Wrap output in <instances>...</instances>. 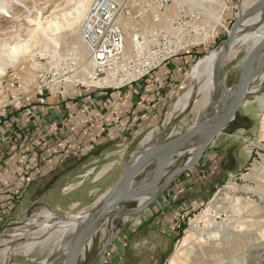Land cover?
I'll use <instances>...</instances> for the list:
<instances>
[{
	"label": "rangeland",
	"instance_id": "1",
	"mask_svg": "<svg viewBox=\"0 0 264 264\" xmlns=\"http://www.w3.org/2000/svg\"><path fill=\"white\" fill-rule=\"evenodd\" d=\"M90 1L0 0V112L4 113V117L10 109L22 110L31 99L41 97L44 101L45 96L52 95L55 98L62 96L64 101L67 95H75L74 92L79 90L81 93L95 91L87 86L90 84L86 77L89 68L78 31ZM117 1L124 7L121 24L127 43L135 29L163 28L173 18L181 27L184 26V30L204 25V43L216 44L195 63L224 40L238 14L237 0ZM222 1L226 3V8L221 11ZM239 5L241 8V3ZM247 51V45H241L234 58L226 59L228 82L240 71L237 68L232 72V66L240 64ZM192 84L191 75L181 81L179 94L173 98L167 115L154 120L153 125H145L132 133L126 145L111 147L104 157L81 168L80 173L85 174L92 165L97 166L94 173L74 178L71 182L73 187L77 182L78 185L83 182V186L75 190L69 187L59 189L61 183L58 182L54 189L56 194L52 193L48 198L43 196L41 202L44 204L29 203L30 197L36 199L47 188L46 182L41 183L31 195L25 193L14 215L0 226V264H40L71 235L73 228L65 220L49 222L45 210L56 217L85 213L113 185L122 163L140 147L145 137L147 139L163 132L161 140L164 141L185 131L198 113L197 106H194L197 98L184 111L176 109L175 104ZM261 107L258 102L247 106L252 117V129L247 132L245 129L228 130L234 135L230 141L234 146L229 150L243 148L244 152L247 148L250 155L247 157L244 154L240 164H234L216 185L207 189L202 203L182 217L184 225L179 238L160 240L169 253L162 264H170V258L172 264H264V115ZM179 157L169 169L177 164ZM110 163L106 174L94 181L99 167ZM77 200L80 203L77 204ZM135 206L136 201L124 204V208ZM111 215L103 219L78 264L91 260L111 231L115 233L121 221L129 219L131 222L135 218L133 215L111 221ZM214 224L226 228L217 235L204 234L200 237L193 236L190 230L191 225L196 226L197 234L207 225ZM25 237L30 238L23 239ZM19 239L23 240L17 242ZM31 242L37 243L26 249ZM178 249H181L180 252H177Z\"/></svg>",
	"mask_w": 264,
	"mask_h": 264
},
{
	"label": "crops",
	"instance_id": "2",
	"mask_svg": "<svg viewBox=\"0 0 264 264\" xmlns=\"http://www.w3.org/2000/svg\"><path fill=\"white\" fill-rule=\"evenodd\" d=\"M193 56L188 51L178 53L143 80L117 91L81 93L79 90L75 95H67L64 101L62 96H45L44 101L41 97L31 99L20 111H7L8 116L0 119V193L3 198L0 206L7 210L6 220L14 215L25 193L31 195L43 182L48 184L47 188L36 199L30 197L29 204H44L43 196L56 194L54 189L58 182L61 183L59 189L75 190L83 186V182L81 185L77 182L73 187L71 182L94 173L97 166L92 165L85 174L80 173L81 168L104 157L111 147L126 145L132 133L167 115L173 98L179 94L181 81L191 75L196 64V61L189 63ZM241 63L232 66V72L240 70ZM225 64V83L231 87L238 75L228 82ZM263 85L264 72L255 79L250 91L258 92ZM259 98H264V91ZM253 102L259 103V100L253 98L242 104L233 122L235 125L219 133L199 164L179 176L164 196L135 215L134 221H121L96 264H162L166 260L168 249L160 240L173 237L174 222L198 206L207 189L216 185L234 164H240L244 154L250 155L247 148L244 152L243 148L229 150L234 146L230 142L234 135L228 130L245 129L247 132L252 129L247 106ZM151 137H145L140 147ZM111 164L101 165L94 181L102 178ZM16 188L22 193L13 203L8 193ZM9 204L11 209L7 208Z\"/></svg>",
	"mask_w": 264,
	"mask_h": 264
},
{
	"label": "water",
	"instance_id": "3",
	"mask_svg": "<svg viewBox=\"0 0 264 264\" xmlns=\"http://www.w3.org/2000/svg\"><path fill=\"white\" fill-rule=\"evenodd\" d=\"M239 4L237 0L238 14L226 38L214 48L219 51L212 73V95L196 120L185 131L164 141L161 140L163 132L156 133L135 150L123 163L118 179L91 209L78 214L83 218L74 225L71 235L40 264H78L108 214H112L113 221L137 215L154 204L179 176L199 164L217 135L239 116L242 104L249 99H258L263 93L264 85L258 92L250 91V88L264 72V33L248 49L235 83L231 87L225 83L224 64L237 40L241 21L264 9V0H259L244 11L240 10ZM177 157V164L169 169ZM129 201H136V206L124 208V204ZM67 217L58 218L65 220ZM111 227H115L113 223ZM113 234L114 230L87 264L97 263Z\"/></svg>",
	"mask_w": 264,
	"mask_h": 264
},
{
	"label": "built area",
	"instance_id": "4",
	"mask_svg": "<svg viewBox=\"0 0 264 264\" xmlns=\"http://www.w3.org/2000/svg\"><path fill=\"white\" fill-rule=\"evenodd\" d=\"M123 14L124 7L117 0H91L79 23L89 68L86 77L93 82L87 86L95 90H120L139 82L184 48L205 42L204 25L184 30L173 18L163 28L135 29L127 43L121 24ZM21 193L16 188L8 194L11 201H17ZM6 213L0 206V226Z\"/></svg>",
	"mask_w": 264,
	"mask_h": 264
},
{
	"label": "bare ground",
	"instance_id": "5",
	"mask_svg": "<svg viewBox=\"0 0 264 264\" xmlns=\"http://www.w3.org/2000/svg\"><path fill=\"white\" fill-rule=\"evenodd\" d=\"M248 1L250 0H239V2L241 3V8H240L241 11H244L243 9H246L248 6L257 4L259 2V0H251V2L247 4ZM224 8H226V3L222 1L220 10L222 11V9ZM263 33H264V9L260 13L252 17L243 19L241 21L236 38L237 40L235 41L234 47L228 54L227 59L234 58L238 52V47L241 45H247L248 49H250L261 38ZM218 51H219L218 49H214L210 51L207 55L202 57L194 65L191 71V78L193 80V84L190 87H188L184 95L181 98H179L178 102H176L175 104L176 109H178L179 111H184L188 107L190 102L197 98L196 103L194 102L195 103L194 106H197V112H199L202 106L209 100L212 89L213 67L216 61ZM89 82L90 84H93V82L91 81ZM258 100L260 105L262 106V111L264 115V98H258ZM45 213L49 222L53 220L55 222L56 220L60 219L47 210H45ZM82 218L83 217L79 215L68 216L67 219H65V223H69L72 225V227H74V225ZM225 228L226 226H218L215 224L210 226L207 225V227L202 228V230L196 234L198 228L194 225L190 226L191 233L195 237H200L204 234H207L208 236L217 235L219 233H222L225 230ZM32 241H36V240H32ZM36 243L37 242L28 243L26 249L31 248L32 245ZM9 246H12V244ZM180 250L181 249H178L177 252H180ZM169 263L172 264V258L169 259Z\"/></svg>",
	"mask_w": 264,
	"mask_h": 264
},
{
	"label": "trees",
	"instance_id": "6",
	"mask_svg": "<svg viewBox=\"0 0 264 264\" xmlns=\"http://www.w3.org/2000/svg\"><path fill=\"white\" fill-rule=\"evenodd\" d=\"M225 38L226 37H224V39ZM215 44L216 43H214V44H212V43H205L202 46H199V48L190 46V47L184 48L181 52H179V54H183V53H186L188 51L189 53H191L192 55H194L193 58L191 59V61H189L190 65H191L194 61H196L197 58H199L201 55H203L211 47L213 48L215 46ZM195 48H197V49H195ZM107 91L108 92L109 91L111 92V91H117V90H107ZM6 114H8V113H6ZM7 116L8 115H6V117ZM12 202L15 203L16 201H12ZM10 205L11 204H9L7 208H10L11 209ZM183 225H184V223H183L182 220L177 219L176 222H174L172 231H173V234H175V235L173 236V239H177V238H179L181 236L182 231H183Z\"/></svg>",
	"mask_w": 264,
	"mask_h": 264
},
{
	"label": "flooded vegetation",
	"instance_id": "7",
	"mask_svg": "<svg viewBox=\"0 0 264 264\" xmlns=\"http://www.w3.org/2000/svg\"><path fill=\"white\" fill-rule=\"evenodd\" d=\"M235 123V122H234ZM234 123H232V125H230V126H233V125H235Z\"/></svg>",
	"mask_w": 264,
	"mask_h": 264
}]
</instances>
